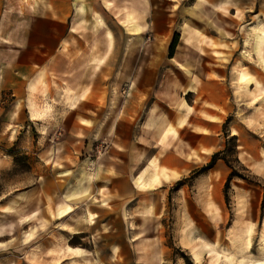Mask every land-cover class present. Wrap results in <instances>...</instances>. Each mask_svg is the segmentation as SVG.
Returning <instances> with one entry per match:
<instances>
[{
    "label": "rangeland",
    "instance_id": "obj_1",
    "mask_svg": "<svg viewBox=\"0 0 264 264\" xmlns=\"http://www.w3.org/2000/svg\"><path fill=\"white\" fill-rule=\"evenodd\" d=\"M202 1L106 0V21H101L106 34H60L58 49L51 48L50 34H44L36 51L22 49V61H37L39 75L28 79L16 96L6 91L0 100V264H53L51 249L68 243L80 252L71 256L66 254L75 251L70 246L60 249L59 264H254L264 260V64L249 34V25L257 17L236 22L239 34H193L203 24L195 12H203ZM196 3L200 4L194 8ZM204 8L215 17L212 8ZM151 9L161 18L163 12H170L164 34L157 31L161 23L150 22ZM175 32L177 43L170 55ZM15 40L10 41L17 45ZM5 44L0 38V59L13 56L14 50ZM99 63L107 66L106 109L96 121L97 129L93 126L91 134L85 135L80 122L84 119L78 118L83 103L75 100L82 95L88 69ZM201 63L209 69H200ZM121 64L123 71H114ZM239 70L246 73H241V79ZM142 73L151 75L154 87V93L142 101L154 98L156 111L168 117H163L165 132L159 138L151 134L155 145L147 143L149 153L158 144L173 145V139L190 148L171 131L169 112L219 118L213 132L218 141L180 178L156 188H140L133 200H120L104 178L116 171L105 166L117 135L113 131L107 135L103 127L116 116L125 87ZM211 76L219 79L225 96L221 117L206 109L211 104L205 91L184 92L189 86L195 88L198 77L205 81ZM179 95L189 107L174 106L172 99ZM31 102L41 112L36 117L31 116ZM196 106L202 109L196 111ZM139 140L148 142L142 136ZM214 152L212 167L196 173ZM150 164L143 175L149 168L157 171L156 163ZM255 164H261L259 171ZM82 170L89 173L86 182L96 201L70 202L73 210L57 218L56 212L65 205L62 193ZM143 214L147 215L144 223ZM70 226L83 230L71 241ZM139 228L144 232L135 236ZM194 243L203 246L188 247Z\"/></svg>",
    "mask_w": 264,
    "mask_h": 264
},
{
    "label": "crops",
    "instance_id": "obj_2",
    "mask_svg": "<svg viewBox=\"0 0 264 264\" xmlns=\"http://www.w3.org/2000/svg\"><path fill=\"white\" fill-rule=\"evenodd\" d=\"M198 4L200 3H196L194 8H197ZM204 6L212 8L216 13V18ZM202 8L203 12L197 9L195 12L200 13V16H197L196 19L203 22V24L197 25L194 32H192L193 34H239L235 30L236 22L241 23L247 18L257 17V21H255V18L253 23L249 25V34L252 41H254L252 42L254 50L259 52L258 54L264 64V55H261L262 45L264 44V0H203ZM106 14V0H0V38L6 42L5 47L14 50L11 53L13 55L11 58L0 59V100L6 91H10V94L16 96L17 90H22V86L27 85L28 79L39 75L37 61H31L30 63L26 60L22 61V49H29L30 51L34 49L36 51L38 45H42L44 41V34H50L49 39L52 43V49H55V47L58 49L60 34H106V29L101 25V21H106ZM169 14L170 12H163L161 18L155 10L151 9L150 22L161 23V26L157 24L159 33L164 34L168 30V24L171 22ZM208 17H211L215 22ZM93 24H98V26L96 25L98 30L93 29ZM254 27H257L256 30L259 31L260 35ZM22 37H25L24 44H22ZM225 37L227 38V36ZM14 38L17 45L10 41ZM211 52L213 53L212 49ZM213 59L211 65L215 64ZM26 63L30 64L29 68H27ZM91 66L88 69V77L85 79L82 95L75 100L83 103L84 112L78 118L82 117L84 119L79 121L82 123L85 135L91 134L93 126L97 129L100 123L97 124L96 121L102 117L100 115L101 110L106 109L108 97L109 83H107L106 64L99 63ZM123 67L121 64L119 67L114 68V71L122 72ZM200 69L206 70L209 67L201 63ZM147 71H149V68ZM91 72L92 74H90ZM241 73L246 75L243 70H239L237 74L239 79H241ZM140 75L141 78L138 74L135 79H131V85L125 87L126 95L119 97L116 116H113L110 123L103 127L105 128L103 132L107 135L110 131L117 135L114 138L116 148L109 147L111 151L108 156L111 159L106 157L105 166L106 169L113 166L116 171L110 175L105 174L104 178L106 184L112 187L113 195L120 200H133L139 196L140 188H156L180 178L187 170L198 163L197 159L199 157L201 159L204 157V153L215 149L213 145L218 141V136L214 135L213 132L218 127L219 118L207 119L197 112H182L180 115L177 112H171V114L169 112V118L172 115V118L169 119L172 123V125L170 124L171 131L181 137L183 143L188 142L190 148L180 143L179 140L173 139V145L166 146L161 143V145L158 144L159 148L154 149L155 152L151 151L149 153L150 145L147 143L150 142L151 145H155V139L151 137V134L159 138L166 130L167 123L163 118L166 114L156 111L154 98L146 103L149 95L154 93V87L150 85L152 83L150 74L142 73ZM198 78L195 88L189 86L184 92H195L197 94L205 91L206 99L211 104V107L206 109L215 116H223L220 112V106L224 107L226 102L225 96L219 90V79L211 76L204 81L203 78ZM244 79H247V77ZM120 82H123L122 78ZM253 98L256 99L257 95L255 94ZM144 99L146 101H142ZM172 103L180 109L190 106L183 95H179L175 100L172 99ZM33 104V102L30 103V113L32 117H36L41 112ZM145 104L146 106L143 107ZM140 105H142L141 109ZM195 108L197 111L202 109V106L198 108L196 106ZM74 109L72 108L70 111H74ZM140 113L143 114L142 119L141 122H137ZM182 118H185L186 121L178 122ZM139 136L144 137L148 142L140 143ZM169 136L171 137L170 133ZM142 148L144 149L142 150ZM153 148L151 146V150ZM153 157L155 161L152 159ZM149 161L151 162L150 165L153 166L156 163L157 171L149 168L143 175L144 169L150 163ZM254 168L259 171L261 164H255ZM88 177L89 173L82 170L77 181L62 193L65 205H62L56 212L57 218L67 215L73 210L70 202H82L88 199L96 201L90 185L86 182ZM138 183H142V185L139 186ZM87 214L90 216L91 212L88 210ZM143 215L144 223L147 215ZM90 222H93V220ZM42 225H44V222ZM68 229L70 241L75 240L83 231L81 226H70ZM143 232L144 228H139L135 232V236H139ZM41 233L44 238L45 227L41 228ZM199 238L203 241L202 237ZM212 243H215V241ZM68 246L75 251L67 250V255L74 256L80 252V249H76L69 243ZM200 246L203 245L195 243L188 245L189 248H199ZM65 247L66 245L51 249L55 252L52 255L53 264L61 262L59 252L60 249H65Z\"/></svg>",
    "mask_w": 264,
    "mask_h": 264
},
{
    "label": "trees",
    "instance_id": "obj_3",
    "mask_svg": "<svg viewBox=\"0 0 264 264\" xmlns=\"http://www.w3.org/2000/svg\"><path fill=\"white\" fill-rule=\"evenodd\" d=\"M177 35H178V32H175V36H174V38L172 39V42H171V44H170V55H172L173 54V52H174V48H175V45H176V43H177ZM216 153L217 152H214L213 154H212V157H211V159L209 160V161H207L205 164H202L199 168H197V170H195V172L196 173H199V172H201V171H204V170H206V169H208V168H210V167H212V165L214 164V156L216 155ZM228 178H227V180H226V182H225V185L227 186V183H228Z\"/></svg>",
    "mask_w": 264,
    "mask_h": 264
},
{
    "label": "bare ground",
    "instance_id": "obj_4",
    "mask_svg": "<svg viewBox=\"0 0 264 264\" xmlns=\"http://www.w3.org/2000/svg\"><path fill=\"white\" fill-rule=\"evenodd\" d=\"M254 264H264V260L263 261H256V262H254Z\"/></svg>",
    "mask_w": 264,
    "mask_h": 264
}]
</instances>
